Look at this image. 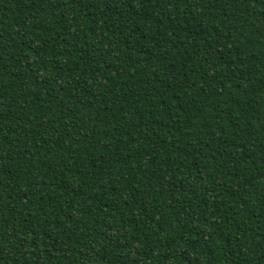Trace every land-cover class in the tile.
Segmentation results:
<instances>
[{
    "label": "trees",
    "instance_id": "1",
    "mask_svg": "<svg viewBox=\"0 0 264 264\" xmlns=\"http://www.w3.org/2000/svg\"><path fill=\"white\" fill-rule=\"evenodd\" d=\"M0 264H264V0H0Z\"/></svg>",
    "mask_w": 264,
    "mask_h": 264
}]
</instances>
